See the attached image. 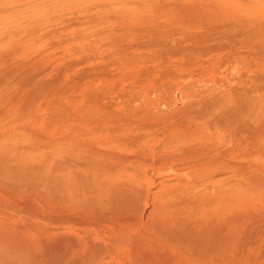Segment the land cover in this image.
Instances as JSON below:
<instances>
[{
	"label": "rangeland",
	"instance_id": "rangeland-1",
	"mask_svg": "<svg viewBox=\"0 0 264 264\" xmlns=\"http://www.w3.org/2000/svg\"><path fill=\"white\" fill-rule=\"evenodd\" d=\"M10 1L20 4L0 0L1 6ZM103 1L110 6L100 10L91 8V0L66 1L82 10L74 25L78 14L65 16L63 6L34 13L20 7V26L5 21L17 14L11 7L18 6L8 5L0 13V264H182L191 255H200L204 264H264V182L263 193L256 191L254 200L245 194L239 195L241 201L231 200L239 182L223 181V173H215V183L192 182V154L174 150L173 159L156 164L153 151L160 139L155 134L162 131L152 135L153 130L140 129L134 122L138 117L130 119L137 109L123 103L144 90L140 77L147 89L160 78L167 83L165 91L182 87L189 97L201 90L210 100L213 96L201 85L205 80L212 84L215 64L220 72L228 67L227 76L242 71L255 80L259 70L252 64L260 66L255 52L263 46L264 25L251 21L264 22V12L235 8L236 2L233 8L192 5L189 0H174L168 7V0ZM146 8L149 20L137 21ZM101 13L112 19H91ZM103 22L111 30L103 31ZM164 23L167 37L174 31L183 45L192 43L188 33L203 30L213 37L204 45L226 46L207 54L185 49L172 57L162 48L146 49L150 33L142 25L159 32ZM252 33L259 42L251 41ZM241 41L245 50L237 43ZM184 56L195 58V64L183 65ZM162 70L174 76L162 75ZM163 93L160 103L169 97ZM208 105L192 104L199 109L192 120L209 110ZM126 112L127 128L114 117ZM248 122L245 117L249 127ZM168 162L171 171L166 170ZM256 181L250 179L246 186ZM247 187L243 190L249 191Z\"/></svg>",
	"mask_w": 264,
	"mask_h": 264
},
{
	"label": "bare ground",
	"instance_id": "bare-ground-1",
	"mask_svg": "<svg viewBox=\"0 0 264 264\" xmlns=\"http://www.w3.org/2000/svg\"><path fill=\"white\" fill-rule=\"evenodd\" d=\"M66 1L68 0H20V4H16L15 2L10 1L8 5L18 6V8L11 7V9L13 10L12 12L13 14L19 12L21 9L20 7L27 9L25 10L27 12L34 13L36 9L39 8L48 11L53 10L52 12H55V7L63 6V11L65 13V16L78 14L75 22L73 21L71 22L73 23V25L77 24L78 18L80 16V13H82V10L77 6L73 7L71 3H68ZM86 1L87 0H84L83 3H85ZM91 1H92L91 3L92 9H96V10H100V8L107 9V6H110L109 4H107L106 1L103 0H91ZM114 1L115 0H112L111 2ZM128 1L129 0H127V3L129 4ZM184 1L185 3H188V0H184ZM189 1L190 3H192V5H202L206 7H221L223 5H226L225 7L229 6L233 8L234 5L232 3L236 2L235 8H241L243 10L247 7L248 9L253 8L254 9L253 11H255L256 15L258 13L261 14L262 12H264V0H189ZM201 1H205V2L200 3ZM171 2L175 4L174 0H168L166 6L168 7V5ZM206 3L210 4L211 6L203 5ZM1 4L2 3L0 2V13L3 14L2 10H4L8 5L1 6ZM147 9L148 8H146V10ZM148 12H149L148 10L147 12L143 11L142 13L139 14L138 17L136 16L137 21L143 18L149 20V17H147ZM246 14L251 16L249 12H246ZM22 17H23L22 13H17L9 17L5 21L15 22L16 25L19 24L22 25V23L20 22V19ZM97 18H99L98 20L100 21H103L105 19L108 20L112 19L109 17H105L104 14L102 13L101 16H99V14L91 15V19H97ZM158 18L162 19L159 16ZM0 22H4V21H0ZM253 22H258V26L264 25L262 24L264 22H260L255 17L253 18L251 23ZM102 25H103V31L111 30L110 27L105 22H103ZM142 26H143L142 30H145V32L150 33V35H147L149 46L148 47L145 46V48L146 49L162 48L161 52L168 53V55H170L171 57L175 56L176 54L177 55L184 54L183 52L185 51V49L196 51L197 53H201V54H207L212 49H216V48L219 49L226 46V43L220 46L222 44L220 42H217L216 44L214 43L212 44V46L204 45L203 43L212 40L213 37L209 33L203 30L193 33H188L186 36L187 41H191L192 43L190 45H183L178 38H175L174 31H172L167 37L166 31L168 30L169 26L165 25V23L163 26L159 28V32L158 31L155 32L154 30L150 31V25L148 26L142 25ZM96 27L98 28L100 27V25H97ZM131 28L133 27L131 26ZM120 31L122 30H118V32ZM100 33L101 31L98 32L99 35ZM258 37L259 35L254 33H252L250 36L251 41L254 40L255 43L260 41ZM232 38H234L236 41L238 40V36H232ZM164 39H166L168 42L166 45L163 44ZM141 40L144 39L141 38ZM251 41H247L246 43V45L249 48L253 47ZM195 43H200L201 45L196 46ZM237 43H239V45L245 50V46L243 45L242 41ZM145 44L146 42L144 43V45ZM122 45H127V44H121L120 47ZM92 46L94 47V44ZM255 54L258 57V61L260 62V66H258L256 63L252 64L253 67L259 70V73L256 74L255 80H251L250 78L241 74L243 73L242 71H240L241 73L238 72L236 77L227 76L226 70L228 69V67L225 68L222 72H220L218 69L219 65L216 64L213 66V68L210 69L212 73L210 74L209 80L211 81L212 84H210L207 80H205L201 85V89H208L211 95L213 96V100H210V98L207 97L206 93L201 90L199 91V94H194L189 97L186 96V91L182 87L170 88L168 86L169 90L167 89V91H165V87L167 83L160 78L159 79L154 78V82H155L154 88L147 89L145 86L146 84H144L145 78L140 77V81L143 83L141 88H144V90H141L140 94L129 96L127 99L123 101V103L124 106L129 107V110L130 108L137 109V111L135 110L136 112L132 114L133 116L131 115L132 117H130V119L132 121L134 120V118L138 117V120L134 122L138 124L139 127H141L140 129L148 128L149 130L151 129L154 131L156 129L159 130L160 128V131H162L160 133L157 132L156 134L155 131L153 133L151 132L152 135L153 134L158 135L157 137H159L160 139L159 146L158 147L156 146L153 151L156 153V156H154V162L156 164L165 163L168 160L173 159L174 155L176 154L173 155L171 153L174 150L177 151L181 150L184 152L183 153L184 156L188 154H192V157L190 158L192 164L191 166L192 170L190 169V175H189L192 182H195L196 180L200 183L204 181L205 182L214 181L215 183L216 179L215 180L212 179L216 176L215 173H217L218 175L220 173H223L226 175V178L224 179L219 178L220 180L222 179L223 181L234 180V183L235 181H238L239 184L242 183V185L238 184L236 190L237 196L234 193L230 192L231 194H229V199L240 200L241 197H239V195L245 194L244 196L245 198L254 200L257 196L256 191L259 190V192L262 191L263 193V190H261L260 185L264 182V153H263L264 145L261 144L262 143L261 141L263 139L262 137H264V43L263 46H261L258 49V51L255 52ZM102 56L104 57L105 55L101 53L100 57ZM195 60L196 59L192 58L191 56H184V62L182 64L185 65L186 67H191L195 64ZM133 61L135 63L134 59ZM128 63H130L129 59L126 64ZM172 64L178 65L177 62H172ZM121 69L125 71V73L129 72V70H127L125 66L121 67ZM161 74L168 75L171 77L174 76L173 74L168 73L165 70H162ZM179 75L182 76L184 80L190 78L189 74H179ZM192 79L194 78H191V80ZM123 81L124 80H122V82ZM221 81H223V83H219ZM244 89H246V91ZM163 91L166 92L169 97L168 98L165 97L166 99L163 98V100H161L160 103L159 100L161 99ZM218 91H223L224 95L218 96L217 95ZM149 97L152 99L151 101L149 100L150 99ZM226 97L231 98V101L226 100ZM252 97H254V100L252 99ZM147 98H149L148 100L150 102H148ZM200 101H205V103L207 104L209 103V105L206 106L209 107V110L203 111V114L199 116L197 120L193 121L192 119L198 113L199 109L196 112L195 109H192V104H194L195 102L198 103ZM232 103L234 104L233 107L230 106ZM218 111L221 113L216 115ZM127 113L128 112L124 113V115H122L121 117L114 116L116 119L122 120V122H124L123 125H125L126 128L129 127V123H127L129 122ZM245 117H248L249 119L248 122V124L250 125L249 127L244 124ZM100 118L102 119V117ZM233 121L234 123H232ZM251 125L254 126L251 127ZM169 128L171 129L172 133L167 134V129ZM132 129L134 130L135 128ZM220 129L224 130L223 133L221 134L218 133V130ZM148 132L147 135L150 133ZM222 139L224 140L222 141ZM141 140L142 139L137 138L136 143L140 144ZM137 152H138L137 150L134 151L135 155H137ZM239 154L241 156H239ZM143 155L145 159V154ZM148 155H150V153ZM215 159L219 160V162L216 163ZM167 164H169L167 165V167L169 168L166 170L171 171L170 170L172 168L171 163L168 162ZM254 165H259V166L256 167ZM159 166L161 165H158V167ZM133 170H136V168L135 167L132 168L131 171ZM250 179H257L259 183L257 185H253L252 187H247L246 185L248 183V180ZM245 187H247L249 191L250 190L254 191V195H252L247 190H243ZM214 188L215 190H217L219 186L215 185ZM198 191H200V188L198 189ZM18 203L22 205L25 202L21 201ZM237 206L239 207L242 206V203L239 202ZM225 208L226 207H224V209ZM145 229L148 234L152 233L150 235L154 237L156 235V237H158V235L154 234L153 231L150 230L151 231L150 232L147 230V228ZM4 239L6 241L8 240V238L6 237ZM168 242L164 241V243L167 244ZM173 245L175 248L178 249V247L175 246V244ZM19 247L20 245L17 246V248ZM9 249L12 250L11 247ZM197 257L191 255L190 258L184 259L182 261V264H204V261ZM8 260H10V258ZM230 264H237V263L231 262Z\"/></svg>",
	"mask_w": 264,
	"mask_h": 264
}]
</instances>
